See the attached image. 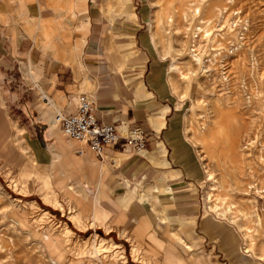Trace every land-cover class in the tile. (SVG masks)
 Returning <instances> with one entry per match:
<instances>
[{"label":"crops","instance_id":"obj_1","mask_svg":"<svg viewBox=\"0 0 264 264\" xmlns=\"http://www.w3.org/2000/svg\"><path fill=\"white\" fill-rule=\"evenodd\" d=\"M142 24L133 0H0V158L14 168L28 161L22 171L30 176L42 159L39 151L57 141L52 158L44 160L57 169L54 182L68 189V195L78 194L79 209L94 207L93 220L102 216L98 213L107 214L119 227L133 226V234L144 228L146 237L157 242L168 222H195L203 171L170 100L167 72L145 45ZM22 91L29 94L20 95ZM81 93L93 97L98 121L150 134L147 148L135 154L107 147L102 160L83 148L95 160L71 158L69 170L63 157L73 143L54 129H60L54 117L70 114ZM43 96L52 98L47 109ZM9 100L15 102L17 116L11 115ZM83 166L96 169V195L78 181L81 175L89 179ZM66 179L75 187L64 184ZM43 182L57 199L48 181ZM209 222L207 218L202 224L208 234ZM190 231L186 236L196 240ZM165 233L172 241L186 237ZM64 259V253L57 258Z\"/></svg>","mask_w":264,"mask_h":264},{"label":"rangeland","instance_id":"obj_2","mask_svg":"<svg viewBox=\"0 0 264 264\" xmlns=\"http://www.w3.org/2000/svg\"><path fill=\"white\" fill-rule=\"evenodd\" d=\"M133 3L143 23L145 45L156 62L167 72V82L172 93L170 100L175 103V109L183 121L184 134L192 144L203 171L200 173L199 196L194 212L195 217L197 216L195 222L193 220L168 222L167 228L162 232L161 241L156 242L146 237V229L142 228L138 234H133V226L119 227L120 222L109 218L107 214L98 213L97 215L102 216L98 220H95L97 219L95 216L93 220L92 215L97 213L94 207H86L87 210L82 212L75 203V198H79L78 194L76 196L68 195V189L54 182L57 169L55 166H51L50 162L44 160V156L51 159V149L59 146L57 141H52L51 146L39 151V156L42 159L30 176H27L26 170L22 171L28 165V161L24 166L14 168L2 162L0 158V244L3 243L1 246L5 248L0 251V255L7 257L0 260V264H102L109 260L114 261V264H258V262L264 264V163L260 161L261 158H258L262 155L260 154L262 147L259 143L260 141L264 143V116L257 117V120H254L255 123L251 117V114L252 116L257 114L255 112L257 105L264 104V0H210L207 4L212 12L208 9V12L202 14L203 16L199 17V20L194 21L193 25H197V27L191 31H188L187 28L189 27L188 14L193 11L191 4L194 3V0H133ZM217 5L222 8L223 13L229 14L227 24L222 31L211 29L209 34L205 35L201 30H204L208 23L216 19L215 13L217 12L214 11L213 6ZM238 6L239 8H237ZM236 15L241 16V19L235 28L230 27L231 21L238 17ZM241 28L247 29L246 35L243 37L244 51L241 50V57L245 58L246 66L243 68L239 65V68L241 71L242 68L244 72L247 71L246 87L247 92L251 93L256 85L251 83L248 77L251 68L248 50H251L254 59L256 58L259 63V67L255 71L259 87L257 100L251 99V102L246 106L244 97H241L239 93L232 94L231 99V95H227L228 92L219 87L217 75L212 71L209 74H213L215 78L208 76V78L200 80L201 92L195 91L194 86L188 87L182 78V73L192 72L195 74L196 63L182 51L190 38L197 35L198 38L195 41L197 40L199 46H208V52L203 58L206 62L210 61L214 64V60L219 59L220 54L224 53L223 48L217 46L218 43L215 42L216 35L220 39L226 40L225 42L234 41L238 36L240 38L238 33ZM172 30L174 31L172 32ZM214 45L216 48L213 47ZM163 50H168L171 54L177 51L179 52L176 54L182 53L179 57V71L170 72L172 60L170 55L163 54ZM235 60H231L232 66L230 64L227 65L228 67L226 66L228 70H231L230 73L237 70V67L235 68L233 65ZM211 79L212 81H210ZM214 80H217L218 88L214 85ZM85 84L88 85L87 82ZM212 86L215 87V90ZM217 90L218 92H216ZM192 91L196 93H192ZM30 93L32 94L33 91L31 90ZM19 94L29 93L22 91ZM190 94L191 96H188ZM198 94L201 96L199 97ZM238 98L239 100H237ZM42 101L45 109L52 104V98L47 96H43ZM236 101L239 102L238 105ZM195 103L196 107H194ZM9 104L11 115L17 116L19 110L16 108L15 102L9 100ZM225 109L233 111L234 118L230 117V111L226 112ZM55 113L56 111L52 110V114ZM193 113L196 121H187V117ZM23 116L25 115L21 114L20 118L25 120ZM232 126L234 127L232 128ZM15 128L18 129L19 126L14 125L15 143L19 147L21 136L19 131H15ZM54 129L66 142L73 143L70 152L68 151L63 157L64 159L68 158L69 170H71V158L82 160L85 156H90L95 160L92 153L89 152L78 155L75 149L80 145L66 139L58 127H54ZM249 129L252 130L249 131ZM241 137L252 140L249 144H244L243 150L235 149L234 146L242 142ZM231 143H234V146L230 145ZM246 145L249 149L246 148ZM82 168L89 179L86 180L81 175L78 177V181L82 185H87L84 190L88 189L96 195L97 173L95 167L83 166ZM208 168H212V176L216 183L213 188L214 195L210 200L208 199V189L211 188L209 186L212 181L208 180ZM72 170L75 169L72 168ZM251 174L256 176L257 182L251 178ZM15 181L17 186L13 184ZM43 181H48L56 192L57 199L55 194L54 197L51 196V199H43L40 189ZM63 181L64 184H70L72 188L75 187L73 180ZM20 185L23 187L24 193L21 192ZM218 194L220 196L217 198ZM216 198L218 200L220 198V200L217 201ZM215 202H219V206L216 208ZM32 203L35 204L33 207H31ZM197 211L199 215H196ZM77 213L80 217L77 215L78 221H74L72 216ZM207 218L210 219L207 225L209 234L202 230V224ZM26 221L31 226L33 237L26 235L22 228L21 223ZM238 225H243L246 231L241 232ZM66 228L70 230V234H65ZM167 230L170 231V234L184 236L192 230L196 237V247L191 250H182L178 247L177 240H169L165 233ZM244 232L251 239L254 238L253 241L255 240L249 253L244 252L245 240L244 235L242 236ZM41 233L46 234L50 238V242H40L38 235ZM68 239L74 249L67 247ZM100 240H104V248L97 247ZM77 246H79L78 250ZM62 253L65 254V259L59 262L57 258Z\"/></svg>","mask_w":264,"mask_h":264},{"label":"bare ground","instance_id":"obj_3","mask_svg":"<svg viewBox=\"0 0 264 264\" xmlns=\"http://www.w3.org/2000/svg\"><path fill=\"white\" fill-rule=\"evenodd\" d=\"M208 1H210V0H194V3L193 4H191V8H192V12H190L188 15H189V17L188 16H186V17H188V19H189V27H187L188 28V31H191V30H193V29H195L196 27H197V25H193V22L194 21H196V20H199L200 18H201V16H203L202 14H205L206 12H208V9H210V6L208 7V5L209 4H207L208 3ZM218 1H221V0H218ZM214 3H215V1H214ZM237 3H239V2H237ZM212 4V3H211ZM216 4H218V3H216ZM190 5V4H189ZM212 8V7H211ZM237 8H239V6L237 7ZM189 9V8H188ZM213 9H214V11L215 12H217V13H215V16H216V19L213 21V22H211V23H208L206 26H205V29L204 30H201V32H204V34L206 35V34H209V32H210V30L211 29H216V30H218V31H222L223 30V28H225V25L227 24V21H228V13H223V11H222V8L221 7H219L218 5L217 6H213ZM241 9V8H240ZM235 10V9H234ZM210 11H211V9H210ZM239 11V10H238ZM212 12V11H211ZM231 14V13H230ZM175 15V14H174ZM236 16H238V15H236ZM174 17V16H173ZM200 17V18H199ZM176 18V17H175ZM182 18V17H181ZM174 19V18H173ZM240 19H241V16H238V17H235L234 18V20L233 21H231L232 23L230 24V27H236L237 26V24H238V21H240ZM207 20V19H206ZM176 21V20H175ZM202 21V20H201ZM162 22V21H161ZM164 22V21H163ZM173 22V21H172ZM173 24V23H172ZM171 24V25H172ZM192 24V25H191ZM169 25V24H168ZM171 29H172V27H171ZM174 29V28H173ZM203 29V28H202ZM175 30V29H174ZM174 30H172V32L174 31ZM246 31H247V29L246 28H244V30L241 28L240 29V31H239V35H240V38H239V36H238V38H236L234 41H230L229 39V41H230V43H229V41L228 42H225L223 39H220L219 37H217L218 35H216V40H215V42L216 43H218L217 44V46H220L221 48H223L222 50H224V53H222V54H220V57H219V59H215L214 61H215V63L213 64V62H211L210 63V61L209 62H206L205 61V59L203 58V56L208 52L207 50H208V46H203V47H200L199 45V43H197L196 41H195V39H197L198 38V36L196 35V37H191L190 38V40L187 42V44H186V47H185V49L182 51L183 53H185V55L186 56H189V58L190 59H193L194 61H195V63H196V72H195V74H192V72L191 73H189V74H185V73H182V78L184 79V81H186V83L185 84H187V86L188 87H192V86H194L195 87V91L197 90V91H199V92H201L200 90H202L201 89V85H200V80L202 79V78H208V76H211V78H213L212 76H214L213 74L212 75H210L209 73L212 71V72H214L216 75H217V79H218V85H219V87H221L222 88V90H226L227 92V95L228 94H230L231 96H230V98L232 97V94H240L241 95V97H244L243 98V100H244V103L246 104V106L249 104V102H251V99H253V100H257V98L259 97V87H258V85H257V82H256V69H258V67H259V63H258V60L255 58L254 59V55H253V52L251 51V50H248V52L250 53V64H251V68H250V71L248 72L249 73V75L250 76H248L249 77V80H250V82L251 83H253V84H256L255 85V88L251 91V93L249 92H247V87H246V82L248 81L247 79H246V72H244V70H243V68L246 66L245 65V58L242 56L241 57V54H242V49H243V47H244V44H243V37L246 35L245 33H246ZM237 32V31H236ZM199 34H201V33H199ZM223 34V33H222ZM235 34V33H234ZM204 35V36H205ZM208 36V35H207ZM171 38V37H170ZM193 38H194V41H193ZM200 40V39H199ZM214 41V40H213ZM166 43V42H165ZM216 43H214L213 42V44H216ZM226 43H228V44H226ZM184 45V44H183ZM246 45V44H245ZM216 45H214L213 47H215ZM213 47H211V48H213ZM173 48V47H172ZM216 48V47H215ZM183 49V48H182ZM165 50V49H164ZM163 50V51H164ZM178 50V49H177ZM243 51H244V49H243ZM177 52H179V51H177ZM177 52H175L174 54H171L168 50L167 51H164V53L163 54H165V55H170V57H171V60H172V62H171V66H170V72H172V73H175V72H177V71H179L180 70V64H179V57H180V55H182V53L180 52V53H178V54H176ZM244 53V52H243ZM215 53H213V56H215L214 55ZM209 57V56H208ZM181 58H183V57H181ZM216 58V57H215ZM185 59H188V58H185ZM207 59V58H206ZM214 59V58H213ZM234 59H236L235 60V62H234V67L236 68L237 67V70L236 71H234V72H232V73H230V71L231 70H228L227 69V65L228 64H230V62H231V60H234ZM232 63V62H231ZM249 64V65H250ZM194 65V64H193ZM231 66H232V64H230ZM236 65V66H235ZM239 65H240V67H243L242 68V71H241V68H239ZM248 65V66H249ZM190 66H192V65H190ZM227 66V67H226ZM194 68V67H193ZM239 68V69H238ZM191 70H192V67H191ZM260 71V70H259ZM187 73V72H186ZM259 76H261V75H259ZM180 77H181V75H180ZM214 78H215V76H214ZM210 79V78H209ZM208 79V80H209ZM210 81H212V79L210 80ZM215 81V80H214ZM217 81V80H216ZM216 81H215V84L214 85H216ZM207 84V83H206ZM207 85H209V84H207ZM217 86V85H216ZM253 86V85H252ZM203 87V86H202ZM212 87H214V86H212ZM254 87V86H253ZM211 88V87H210ZM216 88H218V86L216 87ZM186 90V89H185ZM188 90V89H187ZM208 90V89H207ZM214 90H215V87H214ZM213 90V91H214ZM218 90H220V89H218ZM218 90L216 91V92H218ZM221 90V91H222ZM195 91H192V93L194 92V93H196ZM205 91V90H204ZM224 92V91H223ZM225 93V92H224ZM217 94V93H216ZM221 94V93H220ZM197 95V94H196ZM199 95V94H198ZM181 96H183V95H181ZM188 96H191V94L190 95H188ZM193 96V95H192ZM201 95H199V97H200ZM217 96H218V94H217ZM236 96V95H235ZM237 96H239V95H237ZM226 97V96H225ZM190 98V97H189ZM203 98V97H202ZM237 98V97H236ZM195 99V98H194ZM194 99H192L193 101H194ZM204 99V98H203ZM232 99V98H231ZM237 100H239V98L237 99ZM193 101H191V102H193ZM195 102V101H194ZM236 102H238V101H236ZM262 102V101H261ZM231 103V102H230ZM229 103V104H230ZM233 103H234V101H233ZM193 104V103H192ZM226 104V103H225ZM224 104V105H225ZM228 104V103H227ZM239 104V102L237 103V105ZM244 104V105H245ZM197 106V104L195 103L194 104V107H196ZM226 106V105H225ZM245 106V107H246ZM252 106H254V105H252ZM223 107V106H222ZM228 107V106H227ZM230 107V106H229ZM234 107H236V106H234ZM238 107V106H237ZM250 107V106H249ZM202 108V107H201ZM203 108H204V106H203ZM202 108V109H203ZM239 108V107H238ZM254 109V108H253ZM222 110H224L223 108H222ZM238 110V109H237ZM225 111L226 112H229L230 111V109H229V111L227 110V109H225ZM225 112V113H226ZM255 112H257V114L256 115H254L253 114V116H252V114H251V117L253 118V122H254V120H257V117H260V116H264V104L263 105H257V107H256V109H255ZM229 113H231V116H230V114ZM228 114H229V116L230 117H232V118H234V116H235V114L233 113V111L231 112H229ZM234 114V116H232L233 114ZM253 113H254V111H253ZM237 114V113H236ZM248 114V113H247ZM195 114L193 113V114H191V115H189L188 117H187V121H189V122H193L194 120H195V116H194ZM197 116V115H196ZM225 116H228V115H226L225 114ZM224 120V119H223ZM196 121V120H195ZM198 121V120H197ZM259 121V120H258ZM237 123V122H236ZM255 123V122H254ZM194 124V123H193ZM200 124V123H199ZM198 124V125H199ZM223 124V123H222ZM261 125V124H260ZM200 127V126H199ZM234 126H232V128H233ZM251 128V127H250ZM256 128V127H255ZM238 129V128H237ZM250 130H252V129H249V131ZM255 132V131H254ZM252 133V132H251ZM236 134V133H235ZM250 135V134H249ZM259 138V137H258ZM240 139H242L241 141L242 142H239L237 145H235L234 146V143H231L230 145H232V146H234V148L235 149H241V150H243V147H244V144L246 143V144H249V142H251V140L249 139V140H246V139H244V138H240ZM259 139H261V138H259ZM264 139V138H263ZM232 140V139H231ZM230 140V141H231ZM221 141H223V140H221ZM233 142V141H232ZM252 145H253V142L251 143ZM260 145H261V147H262V149H261V151H262V153L260 152V154H262L261 156H259L258 158L260 159L261 158V162H263L264 163V143H263V141L261 142L260 141V143H259ZM245 148V147H244ZM246 148H248V145H246ZM249 149V148H248ZM247 149V152L249 153V150ZM203 152V151H202ZM244 152V151H243ZM248 153H246L247 155H248ZM259 161V160H258ZM260 162V163H261ZM262 163V164H263ZM212 169V168H211ZM210 168H208L207 169V171H208V180H211L212 181V184L209 186V187H211L210 189H208L209 190V192H208V199L210 200L211 198H212V195H214L213 193H214V187L216 186V183L214 182V179H213V176H212V170H211ZM247 169H249V168H247ZM259 169V168H258ZM29 174H27V176H28ZM251 178L252 179H255L256 178V176H252V174H251ZM255 181H256V179H255ZM257 181H258V179H257ZM256 181V182H257ZM19 183H20V181H19ZM218 183V182H217ZM13 184H14V186H17V183H16V181L15 182H13ZM21 186V185H20ZM220 186H221V184H220ZM256 188V187H255ZM21 192H23L24 190H23V187L21 186ZM248 190V189H247ZM244 191V190H243ZM249 191V190H248ZM263 191V190H262ZM41 192H42V195H43V199L44 200H47V199H51L52 197L51 196H53L54 197V194H53V192H52V190L47 186V184L45 183V182H42V187H41ZM255 192V191H254ZM24 193V192H23ZM220 195L218 194V195H216V197L218 198ZM216 198V199H217ZM219 200H220V198H219ZM218 199H217V201H219ZM35 204H33L32 203V205H31V207H33ZM215 208L216 207H218L219 206V202H215ZM213 206V207H214ZM212 207V208H213ZM216 210V209H215ZM20 211V210H19ZM240 211V210H239ZM241 212V211H240ZM243 213V212H242ZM245 213V212H244ZM230 215V214H229ZM243 215V214H242ZM245 216H246V214H245ZM73 218H74V221L76 220V221H78V216L77 215H75V216H72ZM40 220V219H39ZM257 221V220H256ZM22 224V228L24 229V231H25V234L26 235H32L31 237H33V233H32V231H31V226L29 225V223L26 221V222H23V223H21ZM244 225V224H243ZM243 225H238V228L240 229V231L242 232V231H246V229H244V226ZM238 229V230H239ZM247 229H248V227H247ZM64 231V230H63ZM249 231V230H248ZM250 232V231H249ZM65 234L67 235V234H70V230L68 229V228H66L65 229ZM240 235H241V233H240ZM244 235V236H243ZM242 236L244 237V242H245V244H244V252L245 253H249L250 252V250L253 248V246H254V241L252 240V239H254V238H250V236L247 234V233H242ZM65 237V236H64ZM175 237H177V242H178V245L180 246V248L182 249V250H191V249H194L195 247H196V240H194V238L192 237V236H190L189 235V237L188 236H186V237H182V236H180V237H178V236H175ZM251 237H252V235H251ZM66 238H67V236H66ZM38 239L41 241V237H39V235H38ZM223 241V240H222ZM42 242L44 243V242H50V238L46 235V234H44V235H42ZM67 242H68V245L67 244H65V245H67V247L68 248H72V249H74V247H72L70 244H69V239L67 240ZM66 242V243H67ZM64 243H65V241H64ZM3 244V243H2ZM2 244H0V251H3V250H5V248L3 247V246H1ZM104 244H105V242H104V240H100L98 243H97V247H99V248H104ZM78 248H79V246H77L76 247V249L78 250ZM75 253H76V251H75ZM93 255V254H92ZM256 257H258V256H256ZM259 257H260V255H259ZM4 258H7L5 255H3V256H1L0 255V260H2V259H4ZM259 260V259H258ZM114 262V261H113ZM111 260H109L108 262H103L102 264H114ZM56 264V263H55ZM258 264H259V262H258Z\"/></svg>","mask_w":264,"mask_h":264},{"label":"built area","instance_id":"obj_4","mask_svg":"<svg viewBox=\"0 0 264 264\" xmlns=\"http://www.w3.org/2000/svg\"><path fill=\"white\" fill-rule=\"evenodd\" d=\"M93 111V97L88 93H81L70 114L57 113L54 117L62 135L80 145L78 155H83L82 149L86 148L102 160L107 147H119L122 150L129 148L135 154L147 148L150 134L139 128L122 131L119 125L102 123L94 117Z\"/></svg>","mask_w":264,"mask_h":264}]
</instances>
